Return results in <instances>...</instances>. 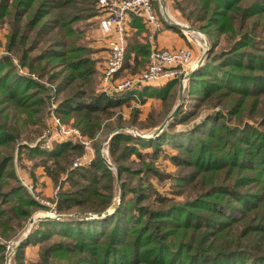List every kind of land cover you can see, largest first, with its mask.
<instances>
[{
  "label": "trees",
  "instance_id": "trees-1",
  "mask_svg": "<svg viewBox=\"0 0 264 264\" xmlns=\"http://www.w3.org/2000/svg\"><path fill=\"white\" fill-rule=\"evenodd\" d=\"M96 3L0 0V22L9 26L6 50L10 54L0 60V235L20 230L34 209L40 208L15 172L13 152L24 147L29 157L39 158L35 166L43 167L55 185L63 182L61 175L66 176V190L61 183L55 201L57 214L102 213L112 203L115 186L122 190L120 206L107 217L59 219L61 230L54 236L62 242L42 252V263L52 255L49 252L64 249L63 253L78 250L85 264H264V0H174L173 7L191 25L215 35L191 78L201 86L196 109L220 107L221 111L196 127L185 142L170 141L166 131L147 141L115 133L106 138L108 164L98 154L101 139L94 143L95 158L90 164L72 167L84 153L77 143L65 142L51 151L28 149L25 142L36 140L43 132L40 128L50 113V90L17 76L11 57L48 83L56 82L62 96L57 116L72 120L71 125L93 141L102 131L103 121L113 119L114 109L125 103L86 89L95 74L92 60L85 53L72 55L84 51L82 45L67 46V37L73 35L70 25L92 16ZM133 22L140 30L144 28L138 19ZM140 35L128 40L126 59L132 57L144 70L149 48ZM139 57L144 58L142 63ZM54 59L58 61L55 66H61L53 74L56 78L46 76L55 67L50 62ZM62 69L66 71L63 76ZM136 70L139 68L131 69ZM177 83L171 80L162 86L164 92L154 96L167 102ZM245 110L248 114L239 118ZM136 114L135 109L132 121ZM228 115L234 124H228ZM244 118L256 123L249 124ZM116 119L122 121L120 116ZM214 119V126L205 130ZM105 125L107 132L114 129ZM132 142L145 144L154 152L163 144L177 151L171 159L179 170H185L176 178L185 200L166 198L150 183L145 184L147 179L141 173H159L148 163L134 170L129 166L126 161ZM135 154L142 156L138 150ZM124 174L139 182H126ZM47 234L40 231L41 244L51 236ZM30 239H23L16 248L17 264L23 263L24 248L33 242ZM68 242L79 245L78 249L71 250ZM4 251L0 246V264L5 261Z\"/></svg>",
  "mask_w": 264,
  "mask_h": 264
},
{
  "label": "rangeland",
  "instance_id": "rangeland-1",
  "mask_svg": "<svg viewBox=\"0 0 264 264\" xmlns=\"http://www.w3.org/2000/svg\"><path fill=\"white\" fill-rule=\"evenodd\" d=\"M161 1L165 5L166 15L169 16L173 21H178L195 29L193 33L189 31L182 32V34L186 36L189 41L186 42L183 47L189 48L192 51L193 57L189 64H187L184 67L177 68L178 78L176 77L173 80H178V83L175 85L173 89L174 94L171 93V95L172 94L173 95L171 98L167 100V102H165L166 104L162 101V99H160L157 96H154L155 94L164 92L162 88L158 90L155 89L154 87V86H160L162 83L160 85L153 84V86L151 84L142 85L139 87L134 86V88H132L130 91L120 94H117L115 92H111V93L104 92L103 89L104 86L102 85V80H101L102 64L99 63V61L97 60L98 58L96 51L97 49L95 46L94 33L96 31L97 22H98V17H97L98 12L96 5L92 12V16L88 18H85V16L81 17V19L75 21L72 25H70L71 26L70 28H72L73 30V35L67 37L68 39L67 46L82 45L83 47L82 49H84V51H80L72 55H78L84 53L86 55H89V58L92 60L93 66L95 68L94 71L95 74L93 77H91V82L87 84L86 89L90 88L94 90V92L96 91L95 93H104L107 96L113 97L114 100L126 101L128 98H131V101L129 103L123 104L120 107L114 109L115 113L114 116L112 117L113 119L103 121L104 124L102 126V131H100L99 135H97L95 138H92L93 141L91 142V144L93 145V149H95V145H94L95 142L101 141V139L105 141L107 137L109 138L115 133H121L123 135H132L134 136V138L137 137L144 141H147V140H156L155 139L156 134H160L161 132L166 131V133L168 132L167 138L170 141L174 143L185 142L190 138V136L194 135L192 131L195 130L196 127L203 124L204 121L208 119V117H211V115L221 111L220 107L201 106L196 109V106L199 104L201 86L199 85L198 87V83L200 81L197 82L195 80L196 78L195 79L191 78L193 72L203 63L202 61V63L197 66L198 60L201 57H203L204 60L205 57L207 56L209 42L213 41L212 39L215 38V35H208L206 31H204L206 33L205 34L196 27H194L193 25H191L173 7L174 0L153 1V7L155 11L158 13L160 18H164L162 14L164 10L160 6ZM168 25L170 24L168 23ZM8 31H9L8 24L4 22H0V60L4 55L9 54L6 50V44H7L6 37ZM136 33H141L144 37L145 27H144V31L138 30L137 32H135V34ZM221 45H223L222 42ZM36 52L37 51H34L33 54H36ZM11 59H12V63L15 66V71L17 73V76L28 78L31 81L37 82L40 85H43L50 90L49 93L50 104L53 103L54 104L53 108L57 110L59 106V100L61 99L62 96L60 92H58V90L56 89L57 85L54 84L56 82L48 83L45 77H39L37 73L32 72L26 66L19 64L16 57L12 56ZM130 59L132 60V63L130 61H126L125 58L124 67L116 75L114 82H119L122 79L132 76L135 73H138L139 71L143 70V69L140 70V67L142 68L144 67V65L142 66L141 64H136L133 61L132 57ZM139 60L140 63H142L144 61V58L139 57ZM50 62L54 66L56 63H58L56 59L51 60ZM125 62L130 65L126 66L127 64ZM132 67L139 68V70L131 71ZM60 68L61 66H55L54 69H51L50 73L48 72L46 76H54V78H56V76L53 74L56 73L57 70H59ZM65 73L66 71L62 69L61 76H63V74ZM182 76L185 77L181 79ZM203 81L209 82L205 79H203ZM168 82H165L164 85L167 84ZM148 87L150 88L147 89ZM168 105L171 106L167 107ZM135 109L137 110V114H136L137 116H136V120L132 121L131 117L132 114H134ZM174 110H176L175 116L169 119V116L172 114ZM193 111L196 112V115H194ZM245 114H248L247 110L243 111L239 115V118H241L242 115L244 116ZM118 116H120L122 119V121L119 123L118 120L116 119V117ZM60 119L65 124L68 125L72 124V120L66 122L61 117ZM244 120L249 124L256 123L249 120L248 118H244ZM43 122L44 125H42V127L40 128L41 130L40 133L44 131L45 124L49 123L47 122V120H43ZM227 122L229 125H232L236 121L228 115ZM214 123H216V119H214L212 124H209V126L207 125L206 127L204 126L203 127L205 128V130L209 131L210 130L209 127L210 126L213 127ZM105 124H111L114 127V129L110 132H107ZM58 138L59 136L57 135V131H54V135L51 139V144L54 141H57ZM62 140L66 141V138ZM34 141H30L28 143L25 142V143L29 144ZM63 141H60L61 143L59 144L65 143ZM23 142L24 141H22L21 145H25V143L23 144ZM100 146L101 144L98 147V154L108 164L109 161L108 149L106 151V148H100ZM130 148L132 149V151L131 150L129 151L126 162L129 163V166L133 168V170L141 167L142 163H148V164H152L154 169L159 173L158 175H156V173L154 172L152 173L147 172L146 175L144 173H141L140 176H142V178H144L145 180L147 179V181H145V184L150 183L155 191L160 193L162 196H165L166 198H171L177 201L185 200V195L182 194L183 190L178 186V183L180 182L177 181L176 179L177 175L178 174L182 175L185 172V170H179L178 167H176V165L172 161L171 158L174 157L177 152L173 147H171L170 145L163 144L160 145V148L156 152H154L153 148L151 147L149 148L145 144H135L132 142ZM28 149H35V148L29 147ZM136 150H138L142 154V156H139L140 158H138L137 155L135 154ZM94 154L93 152H90V150L88 149V155H87L88 158H92V156L94 157ZM13 156H14V168H16L19 176L25 178L27 181L34 184L32 189V193L34 197L43 202L51 203L53 207L39 204L38 201H35L30 196L35 202H38L40 208L34 209L32 215L28 218V220L25 222L24 226L20 230L16 232H10L6 237L0 235V246L4 247L5 249L4 254L5 256H7L6 260L4 261V264H17V262L19 263L18 261L19 257L15 253L16 248H18L19 244L23 241V239H30V238L31 241L33 238V242L28 245L26 244L24 250L29 246H35L37 248L36 255H38V259L35 264H85L83 263L84 260L79 258L80 255H78L79 254L78 250L68 253H63L62 251L64 249L58 250L61 254L49 252L52 255L48 256L47 262L44 263L41 262L40 257L42 256V252L46 248L50 247V245L55 242H62L60 239L54 236L58 234L59 230H61L62 223L58 221L61 218L59 219H54V218H56V216H65V215L57 214L54 208H55V201L57 199V194L62 189L61 183H63V190H66V183L64 182L66 181V176L61 175L60 181L63 182H58V184L56 185L53 182H52L53 184H51V182L46 183L45 180L40 181V177L43 176L42 172H44L45 176L47 175L43 167H41L40 165L35 166L36 163L40 162L39 158L36 159L29 157L24 147L15 149V151L13 152ZM122 179L132 184H137L139 182V179L137 177H133L126 174L122 176ZM23 188L28 193L27 189L24 186ZM120 192H121V197L119 199ZM121 200H122L121 187L115 186L112 203H118V206L114 211H116L120 206ZM126 203L127 200L125 199L124 205ZM141 204L145 205L147 204V201H142ZM114 211L112 213H114ZM226 212L228 214L230 213V211H226ZM46 217L51 219L49 220L44 219ZM36 229L39 230V232L33 233ZM40 231L44 233L47 232L48 233L47 236L51 235L46 243L41 244L42 241H40V238L42 237L40 235ZM68 243L70 244L71 250L78 249L79 245H73L71 244V242ZM64 246H66V244H64ZM22 262H23L22 264H24V260Z\"/></svg>",
  "mask_w": 264,
  "mask_h": 264
},
{
  "label": "built area",
  "instance_id": "built-area-1",
  "mask_svg": "<svg viewBox=\"0 0 264 264\" xmlns=\"http://www.w3.org/2000/svg\"><path fill=\"white\" fill-rule=\"evenodd\" d=\"M154 0H97L98 12L97 30L107 42V56L101 69V80L104 92L126 93L134 86L161 84L178 78L177 68L190 63L193 54L189 48L179 47L172 49L160 48L156 44V36L168 23L162 22L153 7ZM132 18L138 19L145 27L144 41L149 48L148 63L146 68L119 82H114L116 75L124 67L127 50L130 22ZM183 32V31H182ZM55 92V91H53ZM52 100V99H51ZM49 115L46 118L44 131L34 142L27 144L28 148H39L43 151L53 150L62 139L63 142H74L84 148V153L75 159L72 167H82L90 164L95 157L92 140L86 138L74 126L65 124L57 116L54 104L51 103ZM46 123V122H45ZM57 131L59 138L51 144V139ZM100 148L108 149V141H102ZM88 149L94 157L88 158ZM18 180L30 196L39 204L53 207L49 202H43L34 197L32 189L34 184L19 176ZM37 202V203H38ZM7 256L5 257L6 260Z\"/></svg>",
  "mask_w": 264,
  "mask_h": 264
},
{
  "label": "crops",
  "instance_id": "crops-1",
  "mask_svg": "<svg viewBox=\"0 0 264 264\" xmlns=\"http://www.w3.org/2000/svg\"><path fill=\"white\" fill-rule=\"evenodd\" d=\"M133 21H134V18H132V20L130 22L128 40L131 39V37L135 34V32L140 30L137 27V24H135V22H133ZM164 21H165V23H167V21L165 19H164ZM141 30L144 31V28H142ZM94 35H95V46L97 49L96 51H97V57H98L97 60L99 61V63L102 64L101 66H103L104 59L107 56V42L103 38V36L100 34L99 30H97V28H96ZM140 37L142 38V41H143V35L142 34L140 35ZM186 42H189L186 36L178 33L177 31H175L172 28L171 25H167V24L164 25V28L156 36V44L160 48H165V49L179 48V47H183ZM131 55H133V54L131 53ZM125 58H126V56H125ZM130 58L126 59V61H130L132 63V60ZM162 86H164V84L163 85L161 84L160 86H154V87H155V89L159 90L162 88ZM149 88L150 87H148L147 89H149ZM130 101H131V98H128L124 104H127ZM42 173H43V176L40 177V181L45 180L46 183L51 182V184H53L52 181L49 179V177L45 176L44 172H42ZM36 254H37V248L35 246L27 247L24 250V264H35L37 259H38V255H36Z\"/></svg>",
  "mask_w": 264,
  "mask_h": 264
},
{
  "label": "water",
  "instance_id": "water-1",
  "mask_svg": "<svg viewBox=\"0 0 264 264\" xmlns=\"http://www.w3.org/2000/svg\"><path fill=\"white\" fill-rule=\"evenodd\" d=\"M160 6L162 7V9L164 10L163 12H162V14H163V16H164V19L172 26V27H174V28H177V29H179L180 31H184V32H187V31H189V32H194L195 31V29H193V28H191V27H189V26H187V25H185V24H183V23H180V22H178V21H173L169 16H167L166 15V12H165V5H164V3L161 1V3H160ZM165 12V13H164ZM205 54H206V52H205ZM202 61H203V57H201L199 60H198V62H197V66L198 65H200L201 63H202ZM185 76H182L181 77V79L182 78H184ZM181 89V88H180ZM175 113H176V110H174L173 112H172V114L169 116V119L171 118V117H174L175 116ZM116 177H117V180L119 181V177H118V173L116 172ZM120 197H121V192L119 193V199H120ZM117 206H118V203H112L111 205H110V207L106 210V211H104V212H102V213H98V214H92V213H75V214H73V215H69V216H56V218H54V219H59V218H65V217H73V218H76V219H79V220H91V219H101V218H103V217H106V216H108V215H110L116 208H117ZM44 219H46V220H49V219H51V218H48V217H46V218H44Z\"/></svg>",
  "mask_w": 264,
  "mask_h": 264
},
{
  "label": "bare ground",
  "instance_id": "bare-ground-1",
  "mask_svg": "<svg viewBox=\"0 0 264 264\" xmlns=\"http://www.w3.org/2000/svg\"><path fill=\"white\" fill-rule=\"evenodd\" d=\"M191 33H193V32H191Z\"/></svg>",
  "mask_w": 264,
  "mask_h": 264
}]
</instances>
